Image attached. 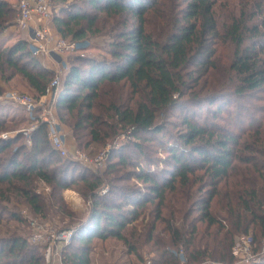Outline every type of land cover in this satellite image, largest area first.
Here are the masks:
<instances>
[{
	"label": "trees",
	"instance_id": "obj_1",
	"mask_svg": "<svg viewBox=\"0 0 264 264\" xmlns=\"http://www.w3.org/2000/svg\"><path fill=\"white\" fill-rule=\"evenodd\" d=\"M55 1L60 13L52 17L61 39L79 45L108 37L105 56L86 54L89 47L68 56L55 101L59 119L71 126L79 145L127 139L107 153L104 177L81 178L92 210L84 224L64 230L73 234L62 262L90 264L95 237L115 238L135 250L143 236L136 222L147 206L154 215L144 239L153 242V264H180L168 247L183 249L189 264H234L238 234L251 233L252 242L262 244L264 186L252 188L258 155L264 158V0ZM16 17L0 0V79L20 75L40 100L57 76L33 56L27 39L7 44ZM221 49L230 63L220 67ZM109 86L123 89L111 90L104 102ZM205 105L212 118L203 116ZM170 116L180 123L175 133L166 130ZM22 122L0 118V223L4 214L23 222L11 208L16 199L41 217L47 199L64 208L61 192L71 187L67 178L79 166L53 148L45 123L29 133L18 129ZM27 135L30 145L15 144ZM129 145L143 161L121 155ZM149 147L165 154L159 158L165 166L152 168ZM130 178L142 186L117 184ZM39 182L51 187L47 198ZM193 211L198 216L192 218ZM75 240L80 246L72 245ZM0 264H42V258L26 238L11 234L0 237Z\"/></svg>",
	"mask_w": 264,
	"mask_h": 264
},
{
	"label": "rangeland",
	"instance_id": "obj_2",
	"mask_svg": "<svg viewBox=\"0 0 264 264\" xmlns=\"http://www.w3.org/2000/svg\"><path fill=\"white\" fill-rule=\"evenodd\" d=\"M8 2L10 6H12L16 10V22L19 17V9L18 3L20 0H5ZM38 0H30L31 3ZM50 5L53 7L54 15H59V3L55 0H47ZM58 3V4H57ZM89 12H92L89 10ZM102 17H100V21L98 22V27L102 28ZM104 23V22H102ZM42 27L46 28L49 34L48 42L45 46L46 52L40 56L39 61L42 64L49 66L50 68L55 70V75L60 78L61 82H63L64 76L60 70L64 71L66 67V62L68 61L67 58L72 53H75L74 49H79L80 47L83 49L85 47H89V51H86V54H99L100 56H105L103 51L108 47L105 45L107 41V36L99 35L96 37H89L87 41L81 43L73 42L70 38L64 39L60 37L57 32V27L54 22L53 17L43 21ZM39 26V25H38ZM35 26H33L34 28ZM41 27V26H40ZM97 27V28H98ZM10 35H17L19 34L20 38H25L31 43V34L32 30H20V29H12ZM12 36L7 37V44H12L15 42V39H11ZM64 40L67 45H74V49H66L64 52H60L58 50V43ZM82 52V51H81ZM227 57V51L224 49L220 50V58L218 59V65L226 66L229 65V59ZM121 86H112L107 87L106 90H109L107 95L102 97L104 102L109 99L111 96V90L114 94H120L122 91ZM57 91L52 89L49 93L43 97L42 106L38 107L37 111L35 110V114L30 116V114L25 111L24 109L12 104H0V118L7 121L8 123L17 122L21 119L23 120L22 123L18 126L20 131L29 130L30 133L31 128L35 127V129L40 125V123H45L47 125V129L50 130V125L54 126L57 130V134H60V138L65 137V150L67 151L66 156L63 158L71 159L75 162L79 163L78 167H72L73 172L72 176L67 178L69 179V183L72 182L71 187L64 190L62 193L63 196V203L65 207H59V205L53 204L51 201L47 199L45 205V215L38 216L37 214L33 213L28 206L24 205L22 201L15 200L16 204H12V209L17 210L20 212L23 222H18L16 220H11L9 215L4 214L3 221L0 223V237H8L11 234L15 236H21L27 239L29 245L31 247H36L37 254L40 255L42 258V264H64L62 262V252L65 247L71 242L72 238L68 241L67 231L70 227H77L81 224L86 222L91 214L93 199L92 195L89 192V189L84 181L81 180L82 177H86L88 181H93V175H100L103 176V172L106 167V155L111 149L118 150L121 143H125L127 139L124 137L120 138H113L108 139L106 144L100 143H92L89 146H85V143L79 145L73 136V130L71 126H69L65 121H61L59 119V114L55 109H53L54 103V96ZM124 94L126 90H123ZM10 93H14L18 96L27 95L33 99H35L34 90L28 85L27 81L22 78L20 75H15L11 81L6 82L3 79H0V95L4 96ZM109 94V95H108ZM126 95V94H125ZM39 103L41 101H38ZM107 106V105H105ZM216 106H214L215 108ZM197 109V107H191ZM104 111V109H102ZM203 116H209L212 118V115L209 112V105H205L203 107ZM178 114V112H176ZM72 119L69 120L71 124ZM175 122L178 123L177 118L170 116L167 119L166 130L172 131L175 133L179 127ZM180 124V123H178ZM58 127H57V126ZM10 132V131H8ZM238 132V131H237ZM9 134V133H8ZM24 135V134H23ZM25 136V135H24ZM25 137L27 139H22L23 141H17L15 144H20L21 142H27V144H31L30 135ZM24 138V137H23ZM257 138H254L256 140ZM249 141L250 145L256 146V141ZM86 141V140H85ZM84 141V142H85ZM87 142V141H86ZM52 143V142H51ZM132 145V144H130ZM126 150H123L121 155L125 158L131 159L133 162L137 160L143 161V157H139L138 153L135 150V147L130 146ZM13 147V146H12ZM148 149V156L154 158L156 161L154 162L155 165H152V168H161L165 166L162 164V161H159V158L165 156V154L159 153V150L156 152L155 149L152 150L153 147H149ZM260 150L259 148L254 149ZM248 152L251 155L255 154V152ZM118 152V151H117ZM119 156V155H118ZM260 160V167L259 173H255L254 175L258 177L257 182L255 183V187L252 189L258 190L262 186H264V158L258 155ZM118 159V157H117ZM116 159V160H117ZM151 160V159H150ZM137 171V169L135 168ZM127 170H123L120 174H126ZM252 177V176H251ZM119 186L127 185H135L138 184L142 186L136 179L130 178L128 181H123L117 183ZM39 191L42 192L44 197L52 193V189L50 186L46 185L43 182H39ZM198 188V187H195ZM105 190H101L104 192ZM205 190L203 191V193ZM173 196H170V198ZM115 200H119L116 195H113ZM15 206V207H14ZM153 207L147 206L143 209L141 217L138 219L136 223L138 224L141 231L139 234H143L141 239L135 244V250L131 249L127 246L124 242L115 239V238H107V239H100V238H93L89 245V257H90V264H153V257L156 256L153 250V242H146L144 239V235L148 230V223L152 221L153 218ZM193 209V207H191ZM192 218L198 216L197 211H193ZM191 218V219H192ZM145 226V227H144ZM204 226L202 224L199 225ZM75 227V228H76ZM216 228V227H215ZM214 228V229H215ZM66 232V233H65ZM251 234V233H250ZM245 234H238L236 236V240H239L242 237H250L251 235ZM66 236V237H65ZM251 238V237H250ZM133 242H136L135 240ZM72 245L74 247L80 246L77 240L73 241ZM170 250L176 255L183 264H189V259L185 254L183 249H174L171 247ZM251 252L247 253H239L237 256V260L234 264H264V242L262 244H258L256 241L250 245ZM203 264H206L203 263Z\"/></svg>",
	"mask_w": 264,
	"mask_h": 264
},
{
	"label": "built area",
	"instance_id": "obj_3",
	"mask_svg": "<svg viewBox=\"0 0 264 264\" xmlns=\"http://www.w3.org/2000/svg\"><path fill=\"white\" fill-rule=\"evenodd\" d=\"M19 9V17L17 20V28L20 30H32L31 34V43L29 44L30 50L32 54L37 59L40 58L44 52H46L45 46L48 42L49 34L46 28L42 27V22L51 18L53 11L52 6L47 0H38L33 3L30 0H20L18 3ZM39 25V26H38ZM33 26H35L33 28ZM41 26V27H40ZM74 45H67L64 40H61L58 43V50L60 52H64L66 49H74ZM62 72V68L60 70ZM61 80L59 77H55L54 80L49 84L46 90V94L49 93L52 89H55L56 94L54 96L53 109H55V101L58 96L59 91L61 90ZM38 101H41L40 103ZM12 103L25 111H27L30 116L35 114V110L37 111L38 107L42 106V100L33 99L27 95L18 96L14 93H10L7 95H0V104ZM57 126V125H56ZM58 127V126H57ZM35 127L31 128L34 130ZM57 130L54 126L50 125V130H48V136L50 141L52 142L53 148L59 153L62 157H67L65 150V137L60 138V134H57ZM27 133V132H26ZM9 134H5L3 136H7ZM66 233V232H65ZM73 231H67L66 239L69 241L72 238ZM252 239L250 237H242L239 240H236V243L233 248V254L235 257L238 256L239 253H247L251 252L250 245L252 244ZM180 264H183L180 261ZM244 264V263H243Z\"/></svg>",
	"mask_w": 264,
	"mask_h": 264
},
{
	"label": "crops",
	"instance_id": "obj_4",
	"mask_svg": "<svg viewBox=\"0 0 264 264\" xmlns=\"http://www.w3.org/2000/svg\"><path fill=\"white\" fill-rule=\"evenodd\" d=\"M17 29V27H13V28H11V29H9V30H7V32H6V37H8V36H14V37H12L13 39H15V41L18 39V38H20V36H19V34H17L16 36L15 35H10L11 33V31H12V29ZM49 67V66H48ZM64 71H66V69L64 68ZM64 80V79H63ZM45 97V96H44Z\"/></svg>",
	"mask_w": 264,
	"mask_h": 264
},
{
	"label": "water",
	"instance_id": "obj_5",
	"mask_svg": "<svg viewBox=\"0 0 264 264\" xmlns=\"http://www.w3.org/2000/svg\"><path fill=\"white\" fill-rule=\"evenodd\" d=\"M10 135H7L6 137L5 136H3V138H8Z\"/></svg>",
	"mask_w": 264,
	"mask_h": 264
}]
</instances>
